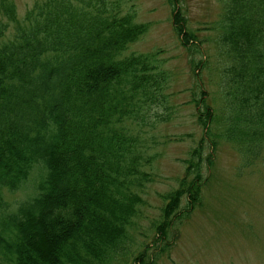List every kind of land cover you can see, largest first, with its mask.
<instances>
[{"label":"trees","instance_id":"16d2710c","mask_svg":"<svg viewBox=\"0 0 264 264\" xmlns=\"http://www.w3.org/2000/svg\"><path fill=\"white\" fill-rule=\"evenodd\" d=\"M220 1L211 28L221 115L198 78L191 101L203 134L137 250L132 231L153 178L131 124L165 75L158 53L126 51L148 24L121 0H40L22 18L14 0H0V195L36 164L45 170L33 198L0 212V264H157L173 227L202 205L219 139L251 157L264 151V0ZM168 2L181 44L203 54L180 0Z\"/></svg>","mask_w":264,"mask_h":264},{"label":"rangeland","instance_id":"374dc122","mask_svg":"<svg viewBox=\"0 0 264 264\" xmlns=\"http://www.w3.org/2000/svg\"><path fill=\"white\" fill-rule=\"evenodd\" d=\"M14 1L22 18L40 0ZM121 1L123 12H134L136 20L149 28L126 54L158 53L157 62L165 75L163 90L155 93L154 101H149L131 124L145 156L143 167L153 178L142 193L144 203L132 231L138 250L142 241H152V225L160 217L162 196L178 186L185 172L183 160L203 134L197 106L191 101L198 78L210 90V103L221 115L218 30L211 27L220 19L223 4L220 0H180L190 28L203 40L204 53L192 54L175 32L168 0ZM200 59L208 62L206 68L195 66ZM219 126L214 124V132ZM259 152L251 157L237 143L219 139L202 205L173 227L172 246L159 256L157 264H264V151ZM44 173L38 163L19 190H3L0 212L15 211L23 201L33 198Z\"/></svg>","mask_w":264,"mask_h":264}]
</instances>
